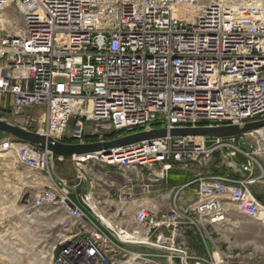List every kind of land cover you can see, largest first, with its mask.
<instances>
[{"label": "built area", "instance_id": "2783aa9c", "mask_svg": "<svg viewBox=\"0 0 264 264\" xmlns=\"http://www.w3.org/2000/svg\"><path fill=\"white\" fill-rule=\"evenodd\" d=\"M11 6L21 24L0 33V97L10 99L7 108L0 101V111L21 118L28 132L61 142L72 123L68 138L86 144L264 119V0H0V13ZM249 134L166 136L71 158L84 182L88 165L148 171L154 182L215 153L245 159L236 168L244 176L199 179L189 207L179 198L191 184L173 189L167 210L146 200L132 217L126 209L133 196L121 194L118 207L103 214L107 224L86 195L90 213L73 198L66 180L40 188L30 180V209L51 208L65 221L53 264H218L179 238L209 236L210 225L227 221V203L252 219L264 213L251 191L264 178L257 161L264 139L256 151L235 143ZM0 151L13 155L14 169L52 178L47 150L8 136Z\"/></svg>", "mask_w": 264, "mask_h": 264}, {"label": "rangeland", "instance_id": "374dc122", "mask_svg": "<svg viewBox=\"0 0 264 264\" xmlns=\"http://www.w3.org/2000/svg\"><path fill=\"white\" fill-rule=\"evenodd\" d=\"M0 16V33H15L20 27V14L13 6L0 13ZM2 118L17 127L26 128L21 118H15L6 113L0 114V119ZM71 127L72 123L67 127L64 139L70 140L68 137ZM6 137H8L7 134L0 132V142ZM261 139H264V130H260L257 134H249L245 142L236 141L235 143L243 150L256 151L260 147ZM261 158L264 159L263 154L257 156V161L263 168ZM242 161L245 160L240 155L225 160L221 154L215 153L211 160H201L187 167H177V169L188 179L194 177V179H204L210 173L221 176H242V173L236 169ZM13 165V155L6 151H0V264H53L52 256L53 254L55 256L58 249L57 246L53 252V247L57 243L56 235L62 233V225L65 221L58 212L53 213L51 208L30 209L28 205L32 191L29 188L30 180L35 182L33 187L40 188L46 185L48 179H45L41 173H29L21 167L14 169ZM55 168L57 170L50 171L52 179L56 181L61 178L66 180L70 186L74 185L76 172L71 158L62 160ZM85 172L88 182L92 183L90 191L93 193L94 201L103 200L108 195H114L127 187H134L136 194L137 192L142 193V184H147V179L153 178L148 171L132 168H108L99 164H95L93 167L88 165ZM255 175H260L259 166L256 167ZM251 191L259 204L264 207V178L254 184ZM72 193L75 198L74 190ZM227 204L229 213L226 225L231 229L237 227L245 229L246 244L230 248L231 257L223 260L222 263L216 258V263L264 264V223L239 214L233 203ZM96 210L99 213V209ZM99 214L104 216L102 213ZM208 232L210 236L209 228ZM242 235L238 236L231 232V238L240 239L243 244ZM128 249L147 252L140 248Z\"/></svg>", "mask_w": 264, "mask_h": 264}, {"label": "crops", "instance_id": "0c3cea01", "mask_svg": "<svg viewBox=\"0 0 264 264\" xmlns=\"http://www.w3.org/2000/svg\"><path fill=\"white\" fill-rule=\"evenodd\" d=\"M0 101L4 103L5 108L9 106V102H10L9 96H5L4 98L0 97ZM243 163H245V161L241 162V164ZM241 164H239L238 167ZM261 164L263 165L264 168V159L262 158H261ZM194 178L188 179L187 176L180 173L177 167H174V169L171 172H169L165 180L150 182L146 178L148 183L142 184L141 187L142 193L137 192L136 194L134 192L136 191L134 187H127L125 190H121L114 195H108L103 200L94 201L93 193L92 191H90L92 189V183L88 182V180H86L85 182L84 191L86 198L88 200V204L90 206H94L95 209H99L98 210L99 213H102L104 215H108L112 213L113 210L116 207H118L119 205L118 201L121 194H132L133 201L128 205L126 209V213L130 217H132L135 214L137 208L142 206L146 200L152 201L155 204L157 210L160 212L167 210L173 198V189L191 184L181 193V196L179 198V204L181 207H189L191 203L195 200L194 191L196 190L199 184L197 183L199 179H194ZM52 181L55 182V180L52 178L50 180H46L45 186H50ZM174 181H179V184L175 186L173 184ZM143 187H147V192L143 191ZM114 222L118 223L117 220H115ZM209 231H210V237L208 235H205L204 237L194 232H189V233L186 232L183 233L179 239L180 241L183 242V244L188 248V250L192 254L209 258L210 260H214L215 262H216V258H218L220 260V263H222L223 260H227L228 258L231 257L230 248H234L238 245L246 244L245 242L246 237H244L245 229L241 227L231 229L230 227H227L225 222L219 225H210ZM231 232H234V234H238V236L243 234L242 235L243 244L241 243L240 239L237 240L234 237L231 238Z\"/></svg>", "mask_w": 264, "mask_h": 264}, {"label": "water", "instance_id": "95a60500", "mask_svg": "<svg viewBox=\"0 0 264 264\" xmlns=\"http://www.w3.org/2000/svg\"><path fill=\"white\" fill-rule=\"evenodd\" d=\"M264 129V119L251 123H246L239 126H223L218 128H197V129H174L171 131L154 130L151 132H142L119 139H114L106 142L86 143V144H65L58 142L50 137H45L37 133H31L17 127L11 123L0 120V132L14 137L19 141L26 142L38 146L42 150H47L51 154L54 169L61 157L62 160L72 158L73 156H82L103 152L115 147H124L135 144L144 140H151L157 138L169 137H208V138H233L241 135L249 134L258 130ZM76 200L83 206V208L90 213L87 206L82 204L81 196L85 195L83 180H77L73 185Z\"/></svg>", "mask_w": 264, "mask_h": 264}, {"label": "trees", "instance_id": "16d2710c", "mask_svg": "<svg viewBox=\"0 0 264 264\" xmlns=\"http://www.w3.org/2000/svg\"><path fill=\"white\" fill-rule=\"evenodd\" d=\"M0 114H5V113H3V112L0 111ZM116 136H117V134H112V135L109 136V138L112 139V138H114V137H116ZM61 142H62V143H65V144H71V143H73V140H67V139H64V138H63V139L61 140ZM173 184H174V185H177V184H179V181H174Z\"/></svg>", "mask_w": 264, "mask_h": 264}, {"label": "bare ground", "instance_id": "6f19581e", "mask_svg": "<svg viewBox=\"0 0 264 264\" xmlns=\"http://www.w3.org/2000/svg\"><path fill=\"white\" fill-rule=\"evenodd\" d=\"M0 17H1V16H0ZM262 130H263V129H262ZM259 131H260V130H259ZM259 131H258V132H259ZM94 212L96 213L97 216L100 215L99 213H97V211H94ZM98 218L102 219L103 222H105V223L108 224V221H107L102 215L98 216ZM258 221L264 223V213H261V214H260V216H259V218H258Z\"/></svg>", "mask_w": 264, "mask_h": 264}]
</instances>
